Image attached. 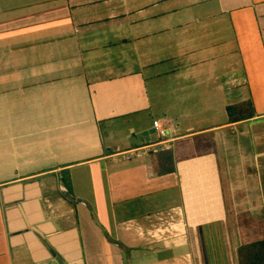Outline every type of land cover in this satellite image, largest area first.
I'll use <instances>...</instances> for the list:
<instances>
[{"label": "crops", "instance_id": "crops-1", "mask_svg": "<svg viewBox=\"0 0 264 264\" xmlns=\"http://www.w3.org/2000/svg\"><path fill=\"white\" fill-rule=\"evenodd\" d=\"M261 241L264 0H0V264H239Z\"/></svg>", "mask_w": 264, "mask_h": 264}, {"label": "trees", "instance_id": "trees-1", "mask_svg": "<svg viewBox=\"0 0 264 264\" xmlns=\"http://www.w3.org/2000/svg\"><path fill=\"white\" fill-rule=\"evenodd\" d=\"M227 112L232 124L253 119L255 116L253 102L230 106ZM154 162L156 174L159 176L175 172L174 159L170 152H159ZM240 264H264V241L242 247Z\"/></svg>", "mask_w": 264, "mask_h": 264}, {"label": "rangeland", "instance_id": "rangeland-1", "mask_svg": "<svg viewBox=\"0 0 264 264\" xmlns=\"http://www.w3.org/2000/svg\"><path fill=\"white\" fill-rule=\"evenodd\" d=\"M104 132H105V135L107 137L108 136L107 130L105 129ZM225 137H227V131H224V132H221L219 134L214 135V139H216V141H225ZM239 264H240V262H239Z\"/></svg>", "mask_w": 264, "mask_h": 264}, {"label": "built area", "instance_id": "built-area-1", "mask_svg": "<svg viewBox=\"0 0 264 264\" xmlns=\"http://www.w3.org/2000/svg\"><path fill=\"white\" fill-rule=\"evenodd\" d=\"M156 130H157V132H158L162 137H166V136H167V134H166V130H164V128L158 126V127L156 128Z\"/></svg>", "mask_w": 264, "mask_h": 264}]
</instances>
